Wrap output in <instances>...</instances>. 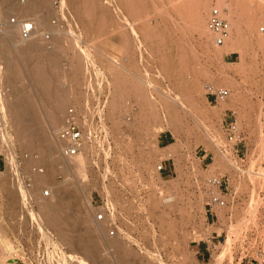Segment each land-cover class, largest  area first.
Listing matches in <instances>:
<instances>
[{"label": "rangeland", "instance_id": "obj_1", "mask_svg": "<svg viewBox=\"0 0 264 264\" xmlns=\"http://www.w3.org/2000/svg\"><path fill=\"white\" fill-rule=\"evenodd\" d=\"M221 1L104 0V5L99 0H49L38 12L46 10L56 32L65 30L60 81L67 91L65 113L89 96L102 99L101 124L117 150L109 171L115 169L121 185L128 187L133 214L129 240L109 236L107 220L96 218L92 204L104 170L100 173L83 154L73 159L75 174L50 168L41 163L46 152L24 145L8 104L28 91L24 84L32 86L27 63L21 62V81L10 84L0 58L10 87L0 130V150L8 157L0 173V264H92L78 247L88 227L99 235L101 255L113 264H247L264 252V0ZM0 4L4 22L17 16L6 2ZM220 4L233 32L223 46L214 42L208 28L210 10ZM207 83L229 88V96L209 101ZM227 119L243 125L246 141L234 147L228 143L223 128ZM162 130L173 132L172 144L159 145ZM58 148L54 154L61 155ZM15 152L29 153L25 167L45 166L40 192L45 186L53 189L51 196L42 195L45 199L65 194L70 212L85 214L88 222L78 219L75 226L64 227L68 232L58 234L43 219L37 224L29 215L20 216L22 199L9 163ZM167 157L176 165L171 175L157 170ZM211 175L227 181L223 206L210 198L206 182ZM63 234L72 242L62 240ZM203 243L208 245L205 258L197 251ZM114 244H120L122 254Z\"/></svg>", "mask_w": 264, "mask_h": 264}, {"label": "bare ground", "instance_id": "obj_2", "mask_svg": "<svg viewBox=\"0 0 264 264\" xmlns=\"http://www.w3.org/2000/svg\"><path fill=\"white\" fill-rule=\"evenodd\" d=\"M2 1L6 2L8 8L19 17L25 16L30 18L35 15L38 16V19L35 20L34 18L38 24L37 33L34 35L35 37L33 36L28 40L19 41V24L10 22V19H6L0 34V58H4L5 60L7 81L12 83L25 75L23 70V68H25L23 67L24 64H22L23 66L21 65V62H24L27 63V72L29 73L31 80L30 84L32 85H27L28 88H26L24 87L26 84L22 87L23 83L20 85L18 81L15 83V85L18 83L22 88L28 89V91L23 90L24 92L19 90V92L22 91L23 94L21 92V95H15V98L10 99L8 104L13 117V125L16 127V133L18 137L23 139L24 145L31 151L37 149L42 153L46 152L41 163H45L50 168H56L57 166L61 167L63 170L69 169L75 174V164L73 159L82 154H78L73 158L54 154L57 150V146H60L57 132L62 126L60 124L61 120L64 119L63 116L66 114L65 108L67 106V101L65 100L67 91L60 83L63 79L62 65L64 55V49L61 45V35L65 33V30L57 28L58 31L56 32V28L53 24L50 21H47L48 16L46 10V13L38 14V12H41L42 8L44 9L45 5L47 6L49 0H28L24 4H21L16 0ZM99 1L103 4L105 3L103 2L104 0ZM100 7L103 6L101 5ZM219 8L226 13L225 8H222L221 4ZM102 9L104 10L105 8ZM3 16L5 17L4 13ZM101 16L103 17V15ZM104 17L103 19H106ZM198 31L200 35H203L205 32L204 21L201 17L198 19ZM260 31L264 34V27H260ZM46 32H49L48 37ZM232 37L233 32L230 30V38ZM224 43L221 44V46H223ZM16 52H18L19 55H17ZM20 81L21 80L19 79V82ZM31 87L32 89H30ZM34 177V190L36 193L37 204L39 206L40 220H45L51 227H53V229L58 231V234L60 232L63 233L62 231L65 232L66 230H63L64 227L74 225L78 222V219H82V221L86 223L88 222V218L84 216L85 214L83 215L81 212L72 214L70 212L71 204L65 194L57 196L55 200L45 199L42 194H40V184L45 183L46 178L41 174H36ZM69 232L71 233V231ZM62 240L67 243L72 242V239L69 240L66 234L62 235ZM78 247L84 254V257L88 259L87 261L92 264H113L109 258L101 255L102 245L99 240V235H96L95 230L90 227L80 235L78 239ZM113 247L122 254L123 248H121L120 244H114ZM224 249H226V245Z\"/></svg>", "mask_w": 264, "mask_h": 264}, {"label": "built area", "instance_id": "obj_3", "mask_svg": "<svg viewBox=\"0 0 264 264\" xmlns=\"http://www.w3.org/2000/svg\"><path fill=\"white\" fill-rule=\"evenodd\" d=\"M10 22L19 24V38L21 40H28L37 33L38 24L33 18L12 16ZM3 26V13L0 4V31ZM208 28L213 34L214 42L221 45L230 34L231 22L219 7L213 6L208 16ZM46 34L48 37L49 32ZM4 69L5 65L0 59V130L7 113L5 101L10 93ZM229 93L227 87L216 86L214 83L206 84V94L208 100L210 98L209 101L218 103L220 100L226 99ZM101 105L102 99L89 96L81 105L74 104L68 107L64 123L57 132V138L60 142L59 150L60 154L67 158H73L78 154L86 155L99 172L104 170V172H100L103 184L100 189L96 188V197L92 200V204L97 206L96 218L107 220L109 235L121 236L123 239L129 240V218L133 214L132 211H129V190L128 187L121 185V183L123 184L121 175L115 169L112 172L109 171V159L117 156V150L111 145L109 133L102 127L101 120L104 108ZM223 128L228 143L233 147L246 141L247 131L236 119L224 120ZM234 149L237 153L240 152L239 148ZM27 156L29 153L20 155L15 152L11 154L9 157L11 159L9 162L10 170H12L13 181L22 199V207L18 214L20 216L29 215L32 222L39 224L40 215L34 190V176L44 173L46 169L45 166L38 163L25 167L23 161ZM7 158L5 153L0 150V173H3L7 168ZM164 168V162L161 160L157 165V170L162 172ZM206 183L210 190L212 202L219 206L225 205L226 199L223 198L222 192L227 188V181L224 176L211 175ZM112 187L119 189V191ZM41 194L45 197L51 196L53 194L52 187H43ZM262 219L264 221V211ZM246 263L264 264V252H260L259 257L247 259Z\"/></svg>", "mask_w": 264, "mask_h": 264}, {"label": "crops", "instance_id": "obj_4", "mask_svg": "<svg viewBox=\"0 0 264 264\" xmlns=\"http://www.w3.org/2000/svg\"><path fill=\"white\" fill-rule=\"evenodd\" d=\"M229 54V53H227ZM210 100V98H209ZM173 137H174V134L171 130L169 131H166V130H162L159 135H158V143L160 146L164 147V146H168L170 144H172L174 141H173ZM171 157H167L165 158V162H164V165H165V168L162 170L161 173H164L165 175H171L173 174L174 170L176 169V165L175 162H173L171 159ZM208 248V245L206 244H200V246L198 247V252H199V255H201L200 257L201 258H205V250Z\"/></svg>", "mask_w": 264, "mask_h": 264}]
</instances>
